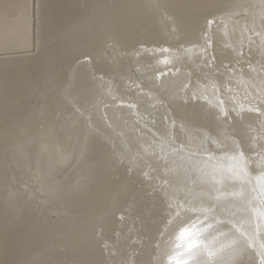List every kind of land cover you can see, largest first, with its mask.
<instances>
[{
  "label": "bare ground",
  "instance_id": "obj_1",
  "mask_svg": "<svg viewBox=\"0 0 264 264\" xmlns=\"http://www.w3.org/2000/svg\"><path fill=\"white\" fill-rule=\"evenodd\" d=\"M197 1L0 0V264H264V71L194 69Z\"/></svg>",
  "mask_w": 264,
  "mask_h": 264
},
{
  "label": "rangeland",
  "instance_id": "obj_2",
  "mask_svg": "<svg viewBox=\"0 0 264 264\" xmlns=\"http://www.w3.org/2000/svg\"><path fill=\"white\" fill-rule=\"evenodd\" d=\"M200 1V0H199ZM199 1H197V2H199ZM207 0H202V1H200V4L198 5V3L196 4V6H194V11H193V13H194V15H193V13H191L192 14V17H191V23L189 22V27L188 26H185L186 27V29H189V31H191L192 33L194 32V35L196 36V39H197V46H199L200 48H199V51L198 52H196V54H194V56H193V60H196V62L197 63H195L193 66H194V69L196 70V69H198L197 71L199 72L200 71V69H202L201 71H204V73H207L206 72V69H208L209 70V73H210V75L213 77V78H215L216 76H218V73L219 72H221V73H223V72H225V73H223V75H222V78H227V79H234L235 81H234V83L235 84H233V88H238V86H239V90H240V82H237L236 83V79L238 78V74H239V72H241L242 74H245V75H242L241 73V75L240 76H248V75H250V76H248L249 78L251 77L253 80L255 79V76H256V78L258 77V76H260L259 75V73L257 72L258 70H263L264 71V52H255L256 53V55L255 56H250L251 55V53L250 52H248V51H246L247 49V46H250L251 44H252V46L253 47H255V48H257L258 49V45L259 44H263L264 43V13L262 14V12H264L263 10H264V1H259L258 2V0H249L248 2H246L247 0H218V2H219V4H218V2L216 1V0H210V1H212V2H210V1H207ZM221 1V2H220ZM223 1V2H222ZM228 1V2H227ZM235 1H237V3L238 4H236V2ZM242 1H245V2H242ZM252 1H253V3H252ZM205 2V3H204ZM251 2V3H250ZM254 2H255V6H258V7H255L254 6ZM260 3L261 2V4L260 5H258V4H256V3ZM262 2H263V5H262ZM206 6V7H204L203 6V4ZM213 4V3H215L213 6L212 5H209V4ZM222 3V4H221ZM225 3V4H224ZM231 3V4H230ZM244 3H246V4H248L247 6H246V4H244ZM251 4H252V6H251ZM201 5L203 6V7H201ZM219 5V6H218ZM230 6L231 7V9H229L234 15H232L231 16V14L229 13V15L231 16V17H229L228 19H227V17L229 16L228 15V13H224V8L225 7H227V8H230V7H228V6ZM241 5H243V6H241ZM250 5V6H249ZM208 6V7H207ZM213 8V10L211 11V8ZM218 7V8H216V7ZM223 6H224V8H223ZM233 6V7H232ZM241 6V7H240ZM259 6H261L260 8H259ZM199 7L202 9H199ZM247 7H249L248 9H247ZM252 7H253V9H252ZM255 7V8H254ZM263 7V9H262V11H260V9ZM207 8V9H209V12H213L212 14H215V11H218L219 12V10L222 12V10H223V12L222 13H218V12H216V14L218 15V14H222V16H220V17H222L224 20H226L225 22L227 23L228 22V24H226L225 22H223V21H221V19L222 18H219V15L218 16H216V15H212L211 13H209L208 11H206L205 9ZM219 8H221V9H219ZM227 8H225V10L227 11V12H230ZM232 8H235V9H232ZM237 8H238V10H237ZM243 8V9H242ZM199 9V10H198ZM214 9H215V11H214ZM197 10H198V12H197ZM203 10H204V12H203ZM234 10V11H233ZM243 10V11H242ZM246 10V11H245ZM248 10V11H247ZM250 10V11H249ZM254 10V11H253ZM260 11V12H259ZM200 12V13H199ZM207 12V13H206ZM236 12H237V14H236ZM238 12H239V14H240V16H239V14H238ZM245 12V13H244ZM248 12V13H247ZM251 12V13H250ZM205 13V14H204ZM242 13H244V15L245 16H243V14ZM203 14V15H202ZM211 14V15H210ZM225 14H227V16L225 15ZM256 14H258L257 16H256ZM196 15V16H195ZM200 15H202L204 18L202 19V17H200ZM204 15H206V16H204ZM260 15H262V18L260 19ZM200 18H199V17ZM209 16H213V18L212 17H209ZM215 16H216V18H215ZM226 16V17H225ZM239 16V17H238ZM247 16V17H246ZM255 16V17H254ZM258 16H260L259 18H258ZM194 17V18H193ZM245 19H244V18ZM249 17V18H248ZM252 17V18H251ZM216 20H218L219 22H221V24H219L218 22H215V19ZM232 18V19H231ZM236 18V20H234V19ZM203 20V22H202V20ZM230 19H231V22L229 23V21H230ZM254 21L255 23H253L252 21ZM209 20V21H208ZM244 20V21H243ZM259 20H261V21H259ZM213 21V22H212ZM243 21V22H242ZM263 21V22H262ZM181 22L182 23H184V20L183 19H181ZM223 22V23H222ZM233 22V23H232ZM236 22H237V24H236ZM238 22H240V23H238ZM242 22V23H241ZM248 22V23H247ZM260 22H261V24H260ZM181 23V24H182ZM204 23H209V24H204ZM212 23V24H211ZM215 23V25L217 24V26H215V25H213ZM257 23H258V25H257ZM203 24H204V26H203ZM210 24L213 26H210ZM222 24H223V26H222ZM234 24V25H233ZM241 24V25H240ZM247 24V25H246ZM253 24V25H252ZM186 25V24H185ZM227 25V26H226ZM232 25V26H231ZM243 25V26H242ZM262 25V26H261ZM207 26H208V28H207ZM234 26V27H233ZM258 26V27H257ZM212 29V31H211V33H213V35H214V37L213 38H215V39H213V42H212V44H213V46H212V48H214L215 49V47H216V49H218V54L219 55H221V56H225L224 57V60L222 59V62H216V63H214L212 60H211V58H210V56H209V54H208V51L210 50V49H207L208 47L206 46V44L208 45V43H205V44H203V36H205L204 35V33L206 32V31H209L210 32V28ZM222 29H221V28ZM224 27H226V28H224ZM233 27V28H232ZM243 27H245V28H243ZM252 27L254 28V29H252ZM257 27V28H256ZM215 28L217 29V30H215ZM218 28H220V29H218ZM224 28V29H223ZM228 28H229V30H228ZM232 28V29H231ZM249 28H250V30H249ZM201 29V30H200ZM239 29V30H238ZM223 30V31H222ZM261 30H262V32H261ZM218 31H219V33H218ZM229 31V32H228ZM233 31V32H232ZM238 31V32H237ZM241 31V32H240ZM252 31V32H251ZM258 31V32H257ZM217 32V33H216ZM244 32V33H243ZM261 32V33H260ZM233 33V34H232ZM251 33V34H250ZM257 33V34H256ZM216 34V35H215ZM260 34V35H259ZM245 35V36H244ZM250 35V36H249ZM202 36V37H201ZM244 36V37H243ZM248 36V37H247ZM221 37V38H220ZM255 37V38H254ZM263 37V38H262ZM218 38V39H217ZM247 38H249L248 40H247ZM256 38H257V41H256ZM259 40H260V42H259ZM218 41V42H217ZM224 41V42H223ZM253 41V42H252ZM255 42V43H254ZM216 43V44H215ZM250 44V45H249ZM257 44V45H256ZM245 45V46H244ZM207 47V48H206ZM223 47V48H222ZM198 48V47H197ZM243 49H244V51H243ZM242 50V51H241ZM230 53V54H229ZM227 54V55H226ZM229 55V56H228ZM244 55V56H243ZM258 55V56H257ZM257 56V57H256ZM248 57V58H247ZM248 61H247V60ZM192 60V62L194 63V61ZM244 60V62H242ZM238 61V62H237ZM239 61H241L240 63H239ZM219 63V64H218ZM202 65V66H201ZM216 65V66H215ZM206 66V67H205ZM223 66V68H220L219 70H217L216 71V69L217 68H219V67H222ZM237 66V67H236ZM196 67V68H195ZM201 67V68H200ZM261 67V68H260ZM223 69V70H222ZM239 69H241V71H239ZM220 70H222V71H220ZM200 71V72H201ZM211 71V72H210ZM213 71V72H212ZM217 72V73H215L214 74V72ZM219 71V72H218ZM199 72V73H200ZM235 72L237 73L238 72V74L236 75L235 74ZM228 73V74H227ZM208 74V73H207ZM232 74V75H231ZM263 74H264V72H263ZM236 75V76H235ZM211 77V78H212ZM212 78V79H213ZM242 78V77H241ZM241 78H239V79H241ZM228 88H230V86H228ZM244 90H245V92H246V89L244 88ZM254 97H256L258 100H260L256 95H254ZM238 98V97H237ZM254 100H256L255 98H253L252 99V101H254ZM257 144H260V145H263L264 144V139H262V140H258V142L257 143H255V145H253L252 143H251V145L250 146H248V149L252 152V153H254L253 155H251L252 157H254L255 158V147H257ZM264 146V145H263ZM252 147H253V149H252ZM95 164V163H94ZM95 165H97V167L98 166H100V164H95ZM94 165V166H95ZM95 171V172H94ZM93 172H92V176H94L93 174L95 173V174H97V172L99 171V168H97V171H96V169L94 170ZM16 173L17 174H15V171H13V173H12V171H10L9 172V175H8V177H7V180L5 179V178H3L4 180H2L3 182H4V186H5V188L6 189H8L9 188V190L11 191H13V192H16V194H17V192H18V196H22L23 194H25V193H27V187H25L26 186V180L23 178V175H22V173H21V171L19 172V171H16ZM20 173V174H19ZM99 173V172H98ZM11 174H13V176L11 175ZM91 174V173H90ZM17 175V176H16ZM18 175H19V177H18ZM20 175H22V176H20ZM15 176V177H14ZM20 177L25 181H23V180H21L20 179ZM9 178V179H8ZM14 178H16L15 180H14ZM12 179V180H11ZM8 180H9V182H10V184H8ZM12 181H14L15 183H12ZM17 181V182H16ZM19 181H21V182H24V183H22L21 184V182H19ZM7 182V183H6ZM17 183V184H16ZM18 183H20L19 185H18ZM16 186V187H15ZM19 186L21 187V188H19ZM15 187V188H14ZM17 187L19 188V190H20V192H21V194L22 195H20V193H19V190L17 189ZM14 190H13V189ZM22 188H24V189H22ZM16 190V191H15ZM26 191V192H25ZM23 192H25V193H23ZM26 195V194H25ZM27 198H29L28 200H26V202H24V203H20L21 204V206H20V208L21 209H24V210H22L23 211V214H24V216H25V218L28 220V225H26V227H28V228H30L29 227V224L30 225H36L37 227H38V229H40V231L41 232H44V228H43V225H39V220L37 219V217H36V215L39 213V212H37V209H35V207L32 205L33 203V201L31 200V198H32V196L29 194L28 195V197ZM31 202H30V201ZM29 201V202H28ZM28 202V203H27ZM41 202V201H40ZM31 203V204H30ZM23 204H25L24 206H23ZM34 204H35V202H34ZM42 204V203H41ZM18 205V204H17ZM26 206V207H25ZM27 206H28V208H27ZM31 206V207H30ZM23 207V208H22ZM32 207H34V209L32 208ZM20 209V210H21ZM41 209H43V204L41 205ZM30 210V211H29ZM44 210V209H43ZM32 211H34V212H32ZM34 219V220H33ZM204 220V219H203ZM36 221V222H35ZM206 221V220H205ZM31 222H34V223H31ZM187 222V221H186ZM187 223H190L189 222V220H188V222ZM186 224V223H185ZM40 226V227H39ZM38 229H36L34 232H40ZM202 230V229H201ZM207 230H209V229H207ZM207 230H205V232L207 231ZM212 230V231H211ZM204 230H202V231H200L201 232V234L203 233V237L204 238H208L207 236L208 235H211L212 234V236H215V237H218L219 235H221L222 233H220L219 231H218V233H216L215 232V230H213V229H210L209 231H210V233L207 235H205L204 236V234H205V232H203ZM214 231V232H213ZM213 232V233H212ZM206 233H208V231L206 232ZM213 234H215V235H213ZM216 234H219L218 236H216ZM212 236H210L209 238H208V240L207 239H204L205 241H209L210 240V238H212L211 240L213 241V239L214 240H216V238L214 237H212ZM217 240H220V238L218 239L217 238ZM214 242V241H213ZM213 242H210L209 241V243L210 244H213ZM190 245H191V248L193 247V249H195L196 251H194V254L193 255H202L205 251L203 250H201V248L199 247L200 246V244H199V242H195V241H192V242H190ZM197 248H198V250H197ZM214 253V252H213ZM216 253V252H215ZM213 254L214 256H216L217 255V253L216 254ZM192 255V254H191ZM214 256H212V257H214ZM218 257V256H217ZM166 259H168V258H166ZM209 259V258H208ZM172 259H170L169 258V261H171ZM168 261V260H167ZM173 261V260H172ZM168 263H170V262H168ZM172 263V262H171ZM170 263V264H171ZM161 264H167V262H166V260L165 261H162V263Z\"/></svg>",
  "mask_w": 264,
  "mask_h": 264
},
{
  "label": "water",
  "instance_id": "obj_3",
  "mask_svg": "<svg viewBox=\"0 0 264 264\" xmlns=\"http://www.w3.org/2000/svg\"><path fill=\"white\" fill-rule=\"evenodd\" d=\"M29 51H32V52L35 51V42H33L32 47Z\"/></svg>",
  "mask_w": 264,
  "mask_h": 264
}]
</instances>
